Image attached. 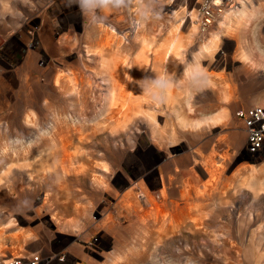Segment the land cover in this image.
I'll list each match as a JSON object with an SVG mask.
<instances>
[{"label":"rangeland","instance_id":"1","mask_svg":"<svg viewBox=\"0 0 264 264\" xmlns=\"http://www.w3.org/2000/svg\"><path fill=\"white\" fill-rule=\"evenodd\" d=\"M202 1L143 0L135 23L127 0L107 13L80 0H0V264L35 251L48 264H264V164L245 155L235 115L264 106V0L225 28L232 2L203 27ZM172 44L176 80L157 95L156 59ZM142 48L129 103L157 97L155 119L120 116L112 87L98 109L115 63L133 72ZM220 80L234 99L221 98Z\"/></svg>","mask_w":264,"mask_h":264},{"label":"bare ground","instance_id":"2","mask_svg":"<svg viewBox=\"0 0 264 264\" xmlns=\"http://www.w3.org/2000/svg\"><path fill=\"white\" fill-rule=\"evenodd\" d=\"M143 0H127V7H128V10L130 11V14H129V17H128V20H135V23H139L138 21V18L137 17H134V15L132 16V12L135 11V9H137V6L139 5L138 2H141ZM223 1L224 0H213L214 4L215 5H218L219 3H222L223 4ZM232 2L231 5H229L230 7L234 6L233 5V0H230ZM250 0H240V6L237 7V8H230L229 10L221 13L220 15V18H219V21H218V26L220 28H225V26L227 25V23L229 22V20L231 19L232 15H235L236 17V20H239L245 13L246 9H250L248 8L247 6V3L249 2ZM252 7L253 4H251ZM225 7V6H224ZM109 8V7H108ZM108 8L106 9H100L102 11V13H107L108 11ZM89 9V8H88ZM113 9H117V7H113ZM140 11L143 9V8H140ZM224 9V8H223ZM92 10V9H90ZM101 11H100V14H101ZM143 11V10H142ZM193 9H192V12L190 11V14L193 13ZM187 12H189V10H187ZM193 17V15H192ZM198 17V18H197ZM196 20H198V26L200 24V11H199V5H198V9H197V14H196ZM191 23H192V31H191V34L192 33H195L196 32V26H195V23L193 22V19L191 20ZM112 29L114 28L112 25L110 26ZM114 30V29H113ZM212 36H215V34H213ZM47 40V39H46ZM48 42L51 41V40H47ZM46 41V42H47ZM44 42V41H43ZM45 42V43H46ZM50 43V42H49ZM87 45H89L87 43ZM177 45L176 44H172L171 46H169V48L165 51V53L163 54V59L162 57H158L156 60V66H157V95H159L161 93V96H168L169 93L171 92L170 89L171 87H160L158 86V82L160 83H164L163 82V79L164 80H170L172 81V79L176 80V70H177V66H176V57H177V52L175 51L177 49ZM199 55L197 56L198 57H201L202 55H204V53L207 52L208 50V46L206 45H203V46H200V49H199ZM90 50L87 49L85 50V54L86 55H89L88 52ZM146 55H147V50L145 48H142V51L140 52V54L138 55V60L136 61L137 64H136V67H135V70L133 72H129V69H127L123 63H120L119 62H116L115 63V66H114V71H111L109 76H108V79H106V82H104V88L102 90V98L100 99L99 101V106H98V109H103L105 107L108 106L109 102H110V99H111V95H112V89L111 87L114 89V91H118V96H117V99L115 100V104H116V107H117V110L121 113L120 116H127L128 115V111L129 109L132 111V110H136L138 112H141L143 113V115L145 116V118H148V119H155V113H154V109H156L157 107V97H153L154 99V103L152 104L153 106L151 108H148L146 106H144L142 103H136L134 104L133 106L129 103V102H133V100H135V95L131 92L129 94V91L133 89L132 85H135L137 82H138V75H140V72L143 70L145 64H146ZM155 60V61H156ZM48 71V70H47ZM51 71V70H50ZM50 71L48 72L50 74ZM59 72V71H58ZM56 73V72H55ZM98 73V72H97ZM76 74V73H75ZM108 74V73H107ZM162 77V78H160ZM51 78V77H50ZM63 78V77H62ZM61 78V79H62ZM82 78V77H81ZM53 80V79H52ZM59 77H56L55 78V84H58L60 83L59 81ZM68 80V79H67ZM70 80V79H69ZM220 83L221 85H219V91H220V96L222 99H224V101H229L231 99H234L235 96L233 94V89L234 87L232 85H230L229 83H227V81H222L220 80ZM74 84V83H73ZM46 85V83H45ZM60 85V84H59ZM75 85V84H74ZM77 85V84H76ZM66 86V85H65ZM68 87V86H67ZM70 87V86H69ZM90 87V86H89ZM59 88V87H58ZM62 88V87H61ZM71 88V87H70ZM75 88V87H74ZM55 89V88H54ZM77 90V89H76ZM75 91V90H74ZM58 92V91H57ZM78 92V91H77ZM63 93V92H62ZM65 93H66V90H65ZM76 95V94H75ZM130 97V98H129ZM49 101V100H48ZM35 102V101H33ZM35 104V103H34ZM41 104V103H40ZM129 104L130 107L129 108ZM30 105V104H29ZM33 106V104H32ZM39 106V105H38ZM154 107V108H153ZM113 111V110H112ZM116 113V112H115ZM114 113V114H115ZM133 113V112H132ZM34 114H31L29 115L30 117H33ZM123 116V117H124ZM117 117V116H116ZM120 119V117H118ZM116 119V118H115ZM30 120V119H29ZM123 120V119H122ZM214 120V119H213ZM120 121V120H119ZM35 123V122H34ZM195 123V122H194ZM193 123V124H194ZM196 123H199V121H196ZM201 123V122H200ZM199 123V124H200ZM83 136V135H82ZM36 135H31V138H29L27 140V138H24L23 140H27L26 143H28L29 140H32L33 138H35ZM81 140L84 139V137H79ZM22 140V141H23ZM80 140V141H81ZM53 141V140H52ZM87 141V140H86ZM244 147H245V143H244ZM48 150V149H47ZM51 152V151H50ZM42 152L44 157L45 158H37L36 160L34 159L33 161V168L34 169H28V174H29V177L31 179L34 178L35 176V171L37 170H40L41 168H43L44 165H46V160H47V157L52 155L53 153L51 152ZM39 154V153H38ZM70 154H67V156H69ZM58 159V158H57ZM67 159V158H66ZM73 160V159H72ZM56 161V160H55ZM55 163V162H54ZM60 164V163H59ZM68 164V163H67ZM71 164V163H70ZM69 165V164H68ZM104 165V164H103ZM105 167V166H103ZM46 168V167H45ZM49 168V167H48ZM44 169V168H43ZM98 179V182H99V177H96V180ZM213 179V178H212ZM214 180V179H213ZM9 187V186H8ZM13 187V186H11ZM12 189V188H11ZM130 191V190H129ZM12 192V191H11ZM141 192V195L144 197V199L146 200L147 197H148V194L146 193V190L143 189L140 191ZM130 192H128V195H129ZM127 194V193H126ZM186 198V197H185ZM150 204H152L153 202V199H147ZM152 201V202H151Z\"/></svg>","mask_w":264,"mask_h":264},{"label":"built area","instance_id":"3","mask_svg":"<svg viewBox=\"0 0 264 264\" xmlns=\"http://www.w3.org/2000/svg\"><path fill=\"white\" fill-rule=\"evenodd\" d=\"M200 23L207 27L214 19L217 12L223 8V4L215 5L213 0H203L199 4ZM235 115L242 120L245 131L244 153L251 159L264 164V106L253 105L247 108H239ZM51 257L35 251L23 255L7 257L2 264H48Z\"/></svg>","mask_w":264,"mask_h":264},{"label":"clouds","instance_id":"4","mask_svg":"<svg viewBox=\"0 0 264 264\" xmlns=\"http://www.w3.org/2000/svg\"><path fill=\"white\" fill-rule=\"evenodd\" d=\"M81 4L89 9L101 8L106 9L109 5L119 6L123 0H80ZM158 86L167 87V85L158 82Z\"/></svg>","mask_w":264,"mask_h":264}]
</instances>
